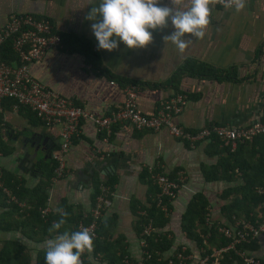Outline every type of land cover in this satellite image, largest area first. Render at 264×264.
I'll return each instance as SVG.
<instances>
[{
    "label": "crops",
    "instance_id": "obj_1",
    "mask_svg": "<svg viewBox=\"0 0 264 264\" xmlns=\"http://www.w3.org/2000/svg\"><path fill=\"white\" fill-rule=\"evenodd\" d=\"M160 3L171 6V0ZM92 7L89 0H0V27L10 13L28 12L50 18L61 37L75 35L86 39L92 50L88 57L80 50L78 40H65L62 48L50 49L41 60L32 62L30 70L47 87L72 98L96 116L105 115L122 103L126 83L120 78L137 81L136 101L146 114L154 113L173 94L184 93L186 103L171 119L186 130L195 131L209 124L245 125L262 115L264 0H247L240 12L215 5L205 37L192 38L184 53L171 40H164V36L174 31L171 25L153 31L154 40L146 48L128 49L121 42L114 51L98 50L91 29L93 21L85 19ZM202 63L220 70V76L191 72ZM181 67L183 70L177 72ZM0 113V182L8 179L16 184L14 191H19L15 193L3 186L6 199L0 202V249L8 241L16 242L30 255L31 264L43 251L44 242L55 235L48 234L52 222L59 219L55 210L64 208L70 214L60 231H75L84 224L82 218L91 214L84 204L92 209L98 196L104 200L98 220L104 231L98 235L96 230L102 246L111 242L112 254L121 257L124 252L122 261L126 264L143 263L150 253L144 237L136 233L138 218L145 213L150 185H156L152 177L156 173H171L180 179L175 197L167 201V211H163L165 223L153 227L172 239L171 249H177L176 254L182 247L183 253L196 257L208 248L211 251L217 248L213 244L216 239L211 244L203 239L207 243L203 247L182 233L181 216L193 195L200 193L207 199L208 224H231L221 205L227 201L222 196L224 188L234 182L206 180L203 174L204 168L218 159L217 146L226 141L218 139L220 143L215 146V141L208 139L191 145L172 136L166 128L140 130L120 122L98 129L85 119L64 153L63 167L58 173L55 171L58 163L51 152L58 146L60 126L39 120L26 106L17 109L6 106ZM30 134L34 135V144L42 146L47 139L51 147L45 159L40 152L34 171L23 166L20 142L23 135ZM40 194L45 197L41 215L55 218L47 227L28 218L31 205L28 199L35 200ZM8 223L10 227L5 228ZM255 239V248L248 249V253L264 264V232ZM102 255H92L99 261L92 259L94 264L108 263ZM183 264L193 261L185 259Z\"/></svg>",
    "mask_w": 264,
    "mask_h": 264
},
{
    "label": "built area",
    "instance_id": "obj_2",
    "mask_svg": "<svg viewBox=\"0 0 264 264\" xmlns=\"http://www.w3.org/2000/svg\"><path fill=\"white\" fill-rule=\"evenodd\" d=\"M224 7L223 4H216ZM9 41L13 50L17 53L14 63H8L0 58V112L3 110L4 99H13V108L26 106L42 121L60 126L58 146L51 152V157L58 165L56 172L63 167V156L72 144L77 134L81 120L89 119L98 129H104L111 123L127 122L136 129L159 130L166 128L174 136L186 140L194 145L197 142L217 138L221 141L231 142L232 148L237 141L251 140L255 136L264 133V110L260 117L245 125L229 126L221 124H209L201 126L195 131L182 128L172 122V115L179 113L186 103L184 93L177 92L166 99L152 114H146L138 106L136 101L137 85L128 83L124 86V99L120 105L109 113L96 116L77 104L59 91L47 87L37 80L31 73L30 64L41 60L50 49H59L64 45L60 33L55 29L53 21L46 16H37L32 13H15L8 15L4 24L0 27V52L4 42ZM112 82V81H111ZM158 186L156 192V204L167 211V201L175 197L180 182L171 179L166 173H156L153 176ZM0 187H2L0 182ZM5 190V188H3ZM258 193L264 192L262 187L256 188ZM12 199V198H11ZM104 204L102 197L98 196L94 207L91 209V221L88 224H80L88 227L96 237V226ZM44 211V210H43ZM259 219L254 222L236 220L233 224L218 225L217 232L224 235L228 242L210 254H185L177 252V264H183L185 259L192 260L193 264H219L218 259L223 252L233 250L241 257L242 264H263L261 260L248 253V249H241L237 244L248 242L264 232V201L262 210L259 211ZM206 222H209L206 212ZM153 226L149 221L143 227V233L149 234ZM205 252V253H204ZM146 256H149L148 254ZM127 262V261H126ZM136 264H142L138 261ZM168 264H176L168 259Z\"/></svg>",
    "mask_w": 264,
    "mask_h": 264
},
{
    "label": "trees",
    "instance_id": "obj_3",
    "mask_svg": "<svg viewBox=\"0 0 264 264\" xmlns=\"http://www.w3.org/2000/svg\"><path fill=\"white\" fill-rule=\"evenodd\" d=\"M62 37L64 41L68 40V42L78 40L76 43L79 44L80 50H82L87 57L91 55L92 50L86 39L75 37V35L70 38L64 36ZM0 58L10 64L14 63L17 59V53L13 50L9 41L4 42L1 48ZM184 65H186V62ZM181 70H183L182 67L179 68L177 72ZM191 72L197 73L200 76L213 77H219L221 74V71L217 70V68L204 63L199 64V66H197V68L195 67L191 70ZM120 79L124 84H128L129 82L137 84L136 80H129L125 78ZM168 81H170V79ZM13 102V99H4L2 102L3 108L13 105ZM1 117L2 114L0 113V123ZM36 118L38 117L36 116ZM211 139L213 142L215 141V146H217V144L219 145L220 142L218 139ZM216 153L219 154L218 159L214 164L205 167L203 174L206 180L224 179L227 182H234L225 187L222 193L223 198L225 197L227 199V201H224L221 205L222 213L227 217V220L230 221L231 224L238 219L249 222L258 220V213L262 210V202L264 201V192L258 193L256 191V188L258 187H262L264 189V133L255 136L251 140L237 141L235 147L233 148L230 147V142H222V145L217 146ZM168 176L171 179H177L175 174L170 173ZM1 183L0 202L4 203L3 200L6 199V196L3 191V186L8 189H12V191L16 190L17 187L15 186L16 184H13L14 182H9L8 179H6V181L3 180ZM110 184H113V181H110ZM149 190L150 196L147 199L146 210L142 216L139 215L140 217L138 218V223L140 222V224L136 232L138 235L144 237L146 248L150 253V257L145 258L142 264H168V259H172V262L177 264L178 260L175 257L177 249H171V238L166 237L165 234H159V232L154 229H152L150 234L146 235L143 233V227L148 224L150 220L152 226L155 228L162 226L166 221L163 210L156 204V192L158 191V188L153 184L150 185ZM14 192L19 193L18 190ZM98 193L99 191L96 189L94 195L96 196ZM41 194L36 196L35 200L31 197L29 198L30 200L28 199V202L31 203L30 210H28V218L37 221L43 227H47L55 218H50L51 216L48 214L41 215V210L45 207V197ZM23 199L24 198H21V200ZM9 203L16 206L13 202ZM206 206L207 199L204 195H201L200 193L193 195L190 199L188 207L181 216L182 229L185 231L188 238L194 239L197 242V245L206 247L207 243L211 244V242L216 239V241H213V244L219 248L220 246L226 244L228 239L221 233L217 232V226L229 224H208L206 222ZM82 219L83 223L86 225L91 221V216L89 215ZM98 224L99 225H97L96 230L98 235H100V233L102 234L104 230L103 225L99 222ZM27 225L28 224H26L25 227ZM8 226L10 227L9 223L5 225V228H8ZM197 226H199V229L196 228L197 230L194 231L193 228ZM48 234L50 236L52 235L51 233ZM98 238L99 237L96 236L94 240V244H96L94 253L92 254L94 257L103 254L102 257H106L108 262L107 264H126L122 261L124 252H121V257L112 254V249H110L112 243L107 242L104 246H102L103 243H100ZM203 239L207 240V243H204ZM36 241H38V239ZM255 245L256 239L253 238L248 242L237 244V247L252 250L255 248ZM175 248H179V246ZM104 249L109 250L107 252ZM101 251L105 252V254ZM205 252L210 254L211 248L206 249ZM82 259L84 260V264H94L93 260L90 261L88 259L87 254H85ZM218 262L219 264H242V259L236 255L233 250H228L221 254ZM0 264H31L30 255L20 244L8 241L7 244L0 249ZM35 264H46L44 251L38 254Z\"/></svg>",
    "mask_w": 264,
    "mask_h": 264
},
{
    "label": "clouds",
    "instance_id": "obj_4",
    "mask_svg": "<svg viewBox=\"0 0 264 264\" xmlns=\"http://www.w3.org/2000/svg\"><path fill=\"white\" fill-rule=\"evenodd\" d=\"M218 3L240 12L247 0H171V6H162L160 0H89L93 7L85 19L93 21L91 29L98 41V50L114 51L121 42L128 49L146 48L154 40L153 31H162L171 25L174 31L164 36V40H171L177 50L184 53L192 38L205 37L212 9ZM84 207L91 211L87 203ZM55 211L59 219L48 229L55 235L43 246L46 264H84L85 254L91 261L95 234L88 227L60 231L70 214L64 208Z\"/></svg>",
    "mask_w": 264,
    "mask_h": 264
},
{
    "label": "water",
    "instance_id": "obj_5",
    "mask_svg": "<svg viewBox=\"0 0 264 264\" xmlns=\"http://www.w3.org/2000/svg\"><path fill=\"white\" fill-rule=\"evenodd\" d=\"M33 137L34 135L30 134V136L23 135L20 138V142L22 144V149H23V159L26 160L27 161L26 164H28V166H31L32 168L34 167V163L38 159L39 155H41L40 152H43L42 158L45 159L47 158V155H49L51 151V147L49 144L50 140L46 139L45 141H42L41 144L42 146H40L38 144H34L32 140Z\"/></svg>",
    "mask_w": 264,
    "mask_h": 264
},
{
    "label": "flooded vegetation",
    "instance_id": "obj_6",
    "mask_svg": "<svg viewBox=\"0 0 264 264\" xmlns=\"http://www.w3.org/2000/svg\"><path fill=\"white\" fill-rule=\"evenodd\" d=\"M33 142H34V141H33ZM34 161H35V160H34ZM38 161H39L38 159L35 161V163H34V167H33V168H32L31 166H28V164H26V163H27L26 160L24 161L25 165H23V166H24V168L27 169V170L34 171L33 169L35 168V165H37V163H39Z\"/></svg>",
    "mask_w": 264,
    "mask_h": 264
},
{
    "label": "rangeland",
    "instance_id": "obj_7",
    "mask_svg": "<svg viewBox=\"0 0 264 264\" xmlns=\"http://www.w3.org/2000/svg\"><path fill=\"white\" fill-rule=\"evenodd\" d=\"M30 180H33V178H30ZM207 207V206H206ZM210 207V206H209ZM196 228H198L199 229V226H197V227H195V228H193L194 229V231H196L197 229ZM182 229V228H181ZM182 233L183 234H185V231L182 229ZM93 260H95L96 261V263H98L99 261L97 260V259H95L94 257H93ZM33 262H35V260L33 261Z\"/></svg>",
    "mask_w": 264,
    "mask_h": 264
}]
</instances>
